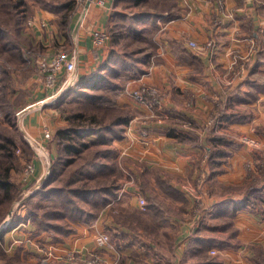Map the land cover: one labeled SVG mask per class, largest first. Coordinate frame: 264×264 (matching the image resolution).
Instances as JSON below:
<instances>
[{
	"label": "rangeland",
	"instance_id": "1",
	"mask_svg": "<svg viewBox=\"0 0 264 264\" xmlns=\"http://www.w3.org/2000/svg\"><path fill=\"white\" fill-rule=\"evenodd\" d=\"M17 1L0 0V25L5 29L0 33V143L15 144L11 147L14 159L11 182L15 187L9 196L0 191V211L4 214L0 218V234L3 233L0 264L42 263L44 255H50L57 235L91 232L96 225L102 233H142L145 241L140 246L147 248L149 239L157 242L158 251L190 240V255L196 264H218L223 258L228 261V256L220 251L231 246L253 251V264H264V238L250 242H247L250 238H242L244 241L240 238L253 233L251 225L244 233L245 228L235 222L233 212L211 217L213 196L220 192L221 196L245 199L250 181L260 184L259 179L264 178V124H241L245 128L231 133V127L221 125L229 119L221 99L224 94L215 97V108L205 120L203 130L193 125L194 95H188L183 102L184 116L179 115L181 110L173 112L166 100V90L147 80L160 28L158 22L140 23L138 14L152 13L154 0H141L139 5L137 0L110 2L112 27L118 36L113 43L111 35L100 47H108L102 63H108L105 72L108 87L92 93L100 94L102 99L93 98L90 90L79 86L84 78L81 67L85 61L78 62L72 83L60 89L62 77L58 75L55 87L48 84L45 63L60 51L79 50L78 32L86 27L88 19L82 0H23L15 6ZM22 12L26 13L24 18H20ZM239 54L233 52V59L237 58L233 63H237ZM242 71L239 67L233 74ZM106 89L109 91L105 92ZM246 113L239 110L241 117H235L249 124L250 119L242 118ZM39 114L48 116L46 129L52 134L50 138L45 134L36 137L27 131L25 119ZM78 114H85V127L94 129L77 138L88 141V147L69 163V155L55 133L78 125L75 121ZM172 117H177L178 122H171ZM155 127L176 135V144L182 148L200 147L192 171L181 174L152 166L149 145L151 137L157 134ZM129 137L132 141L128 143ZM217 144L225 156L215 160ZM44 151L49 153L48 159L41 154ZM33 164L34 172L28 176ZM215 166L222 174L217 190L213 188V182L217 181L212 174ZM232 170L238 174L233 181L227 176ZM171 183L179 192L168 189ZM250 195L253 225L261 234L264 184L256 195ZM140 196L146 200V210L141 208ZM172 201L180 206H174ZM151 204L153 209L158 208V213L149 211ZM156 214L160 221L153 222L151 218ZM18 219L25 222L5 234L8 225ZM183 223L191 226L186 239L187 234L178 236L183 225L186 226ZM163 231L173 236L167 237ZM119 240L120 247L129 243L123 235Z\"/></svg>",
	"mask_w": 264,
	"mask_h": 264
},
{
	"label": "crops",
	"instance_id": "2",
	"mask_svg": "<svg viewBox=\"0 0 264 264\" xmlns=\"http://www.w3.org/2000/svg\"><path fill=\"white\" fill-rule=\"evenodd\" d=\"M105 1L104 6H98L95 2L89 5L86 12L88 14L86 27L78 30V51L81 53L79 61H85L81 67L84 77L97 70L108 55L106 53L108 47H96L91 36L96 29L107 31L110 16L113 14L112 8L109 10L112 4L110 2L114 0ZM154 1L158 5L165 4L166 7L160 10L153 9V12L159 16L157 24L160 28V36L155 38L156 53L150 58L147 80L166 90L168 95L166 100L170 103L173 112L181 110L179 115L184 116L183 102L188 95H194L196 102L195 112L192 115L193 125L203 130L205 120L215 108V97L224 94L221 99L229 119L221 125L226 128L231 127L233 129L231 133L236 134L245 128L241 124L250 125L253 122L256 125L264 124V80H260V77L264 78V0ZM190 41L196 42L199 48L191 47ZM237 51L240 52L239 60L233 63L237 58L233 59L232 54ZM239 67L243 69L242 73L234 75ZM239 110L247 111L242 118L250 119L251 123H243L242 119L235 117L239 115ZM186 115L189 116L188 113ZM33 116L30 115L24 121L27 131L36 137H43L48 130L46 129L49 125L48 116L43 117V114H39L40 117L35 116L36 118ZM178 120L177 117H172L170 121L176 123ZM153 130L157 134L151 137L149 145L151 153L149 158L154 162L152 166L181 174L192 171L195 157L201 153L200 147L191 148L185 145L182 148L176 144V135L160 127H155ZM135 137L138 138L137 134ZM131 141L129 137L128 143ZM216 146L215 160L225 156L220 151L221 145ZM234 158L236 161L238 157L235 155ZM232 172L234 170L227 175L229 180H232L234 175H238ZM212 174L213 179L217 180L213 182L211 179L214 183L213 188L217 190L216 186L221 181L222 174L216 166ZM171 186L174 185L171 183ZM174 188L179 190L176 186ZM213 198L214 213L211 217L234 213L237 217L235 222H239L241 227L245 228L244 233L250 228L249 225L253 227L251 230L253 233H245L240 237L241 240L250 238L247 241L250 242L264 238V232L260 234L253 225L255 216L251 213L252 197L247 201V206L244 204L239 208L234 205L242 199V196L241 199H235L233 195L225 197L219 192ZM227 199L230 201L220 203ZM172 204L180 206L179 202L172 201ZM183 224L186 226L183 225L178 236L180 238L187 234L186 239L191 226ZM92 228L91 232L60 234V237L57 235L53 249L49 251L50 255H44L45 264H196L197 262L190 255V240H182L184 241H181L182 243L179 241V245L169 249L161 247L158 251L155 245L157 242L154 243L149 239L146 240L150 244L147 248L140 246L142 240L145 241L142 233H110L112 242L119 240L122 235L128 237L129 243L118 250L111 242L105 246L100 245L99 239L104 233L100 232L101 227L98 225ZM162 234L167 237L173 236L167 231H163ZM262 250L264 252V249ZM70 252H75L74 258L69 257ZM94 253L100 256L96 262L91 261ZM220 253L227 255L229 260L220 259L218 264H253L254 252L246 251L242 246L240 248L231 246ZM158 254L161 255L160 258Z\"/></svg>",
	"mask_w": 264,
	"mask_h": 264
},
{
	"label": "trees",
	"instance_id": "3",
	"mask_svg": "<svg viewBox=\"0 0 264 264\" xmlns=\"http://www.w3.org/2000/svg\"><path fill=\"white\" fill-rule=\"evenodd\" d=\"M141 0H137L136 4L139 5ZM152 1V0H151ZM115 2V0H114ZM154 4L156 5L154 10H160V9H164L166 6L165 4L163 5H158V3L156 1H153ZM23 3V0H18L15 3V6H18L19 4ZM168 6H170V4L166 3ZM173 5V4H172ZM69 5H65V8L68 7ZM113 15V14H112ZM111 15V16H112ZM156 13L152 12V13H139L138 14V20L140 21V23H144L146 21H150L152 24L157 22L156 19ZM26 16V13L22 12L20 15V18H24ZM110 16V21H109V26L107 27V32L110 34V36L112 35L113 37V43L115 38H117V33H115V28L112 27V17ZM66 22V19L63 23ZM69 23V21L67 22ZM114 26V25H113ZM5 29H3V25H0V33L1 31H3ZM106 67H108V63H105V65H101L96 71H94V73L88 75L87 77H84L80 82L79 86H82V88H84L87 92L88 90H90L91 93H89L90 95L93 96V98L97 99V98H101L100 94H95L92 93V91H99L104 89L105 87H108L107 85V80H106ZM60 76L62 77V79L60 80V82L62 83L63 79H64V74L61 73ZM106 91H109V89H106ZM85 116V114H78L76 115V120L78 125H72L70 128L66 129V128H62L59 129L58 131H56L55 136L58 138V143H60L61 145L64 146L67 154L69 155L68 158V162L71 163L74 160L75 156H78L79 154H81L87 147H88V141H78L77 138H82V136L87 135V132L91 133V130L94 129L90 126L85 127L84 125V121H83V117ZM121 118H126V117H121ZM70 134V135H69ZM52 136V134H51ZM50 136V137H51ZM69 136V137H68ZM70 138L71 142H66L64 140H68ZM73 138V140H72ZM15 144H9V145H4L0 143V152L4 155V158L0 159V191L4 194H6L7 196H9L10 193L13 192V188L15 187L14 184L11 182V169L13 168V161L14 159L12 158L13 156V152L11 151V147H14ZM12 152V153H11ZM261 182L260 184H258L257 182L259 181H253L254 183L251 184L252 181H250L249 187H248V192L245 194L244 197H246L245 199L239 200L238 202H235V207L239 208L244 206V204H246L245 206H247V201L252 197V195L250 194H257V192L259 191V188L264 184V178L262 177L261 179H259ZM168 189L171 188L173 189L174 192H179V190L177 188H174V186L171 185H167ZM246 201V203H244ZM153 204H151L150 206L148 205V209L149 211H156V213H158V208L153 209L152 207ZM1 209V208H0ZM160 211V210H159ZM3 213L2 211H0V218L3 217ZM158 214H156L154 217L151 218V220L153 222H158L160 221V218L157 217ZM162 219V218H161ZM22 222L25 221H21L20 219L13 221L12 223H10L8 225V227L5 229V234L7 232H9L10 230L16 228L17 226H19ZM162 222V221H161ZM3 236V233L0 234V237ZM200 242H203L202 239H198ZM8 260V259H7ZM10 260H14V259H10ZM46 260H44L42 263L39 264H45Z\"/></svg>",
	"mask_w": 264,
	"mask_h": 264
},
{
	"label": "built area",
	"instance_id": "4",
	"mask_svg": "<svg viewBox=\"0 0 264 264\" xmlns=\"http://www.w3.org/2000/svg\"><path fill=\"white\" fill-rule=\"evenodd\" d=\"M83 3V7L85 12H87L89 6H85V4L88 2V0H82L80 1ZM95 2L96 4H99L101 6H104L106 4L105 0H93L92 3ZM30 24V23H29ZM42 24H45L44 21H42ZM93 43L96 47H103L105 42L109 40L110 35L106 30L103 29H96L91 33ZM189 45L191 47L199 48L196 42L190 41ZM78 62H79V51L78 49L71 51H60L49 63H45L46 70H47V78H48V84L50 87H55V81L57 80V76L61 73L64 74V79L61 84V88L65 87L66 85L72 83L74 81V77L76 75L77 69H78ZM59 93V92H58ZM51 134L48 130L45 131V137L50 138ZM35 140V138H34ZM36 141V140H35ZM37 144H39L41 147L45 149V146L39 142L36 141ZM39 147V149H41ZM45 159H48L49 153L43 152L41 153ZM42 161V160H41ZM34 172V164L29 167L27 171V175H32ZM140 205L143 210L147 209V203L145 198L142 196L139 197ZM119 241L112 242L109 233H104L101 235L99 239L100 245L105 246L107 243L111 242L114 246L117 248L119 246ZM214 253V250H213ZM75 252H70L69 257L74 258ZM100 259V256L97 253L93 254V257L91 259L92 262H96Z\"/></svg>",
	"mask_w": 264,
	"mask_h": 264
},
{
	"label": "water",
	"instance_id": "5",
	"mask_svg": "<svg viewBox=\"0 0 264 264\" xmlns=\"http://www.w3.org/2000/svg\"><path fill=\"white\" fill-rule=\"evenodd\" d=\"M91 1H92V0H89V1H88V4H89Z\"/></svg>",
	"mask_w": 264,
	"mask_h": 264
}]
</instances>
